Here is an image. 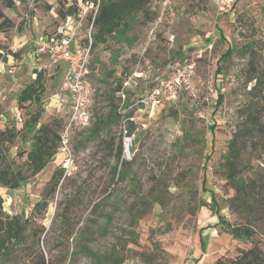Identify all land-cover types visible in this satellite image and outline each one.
Listing matches in <instances>:
<instances>
[{
    "label": "rangeland",
    "instance_id": "374dc122",
    "mask_svg": "<svg viewBox=\"0 0 264 264\" xmlns=\"http://www.w3.org/2000/svg\"><path fill=\"white\" fill-rule=\"evenodd\" d=\"M159 2L155 0L153 5L157 16ZM219 3L176 0L177 16L164 21L155 39L148 38L150 24L137 25V39L145 41L142 47L149 49L157 43L155 47L168 64L196 63L199 98L188 102L184 94L176 104L149 110L144 116L134 108L133 147L131 154L123 155L128 165L121 181L111 180L121 138L125 148L123 113L118 122L100 133L94 134L92 129L122 102L106 81V70L94 71L92 63V82L98 90L91 108L93 127L74 136L76 169L62 177L47 199V208L39 210L36 205L43 202V192L55 170L61 169L64 155H57L35 175L22 153L27 145L17 139L0 145V167L10 166L23 177L18 189L0 184L3 212L7 216L23 213L32 220L24 243L5 264H40L42 256L54 264H106L112 253L120 254L122 264H216L218 259L234 257L239 249L251 246L248 241L233 239L220 224L221 217L233 224L242 221L229 210L235 192L227 185L222 162L237 125L244 121L241 112L256 82L253 78L258 77L249 56L240 55L244 45L256 42V57L263 58L261 62L256 58L254 67L264 70V0H235L226 12L219 10ZM58 10L57 0H0V67H4L0 69V95L16 83L20 67H25L22 60L31 53L34 42L55 29ZM172 34L176 39L169 50ZM24 40L30 45L20 49ZM229 45L232 55L222 59ZM101 48L97 45L96 54ZM142 65L140 71L162 77L168 70ZM12 68H16L14 76L8 74ZM56 72L53 67V75H46L41 124L67 119L69 106L60 89L62 76ZM113 79L122 81L120 76ZM219 80L223 82L219 84ZM209 84L217 93H210L211 104H206L203 100ZM148 88L140 85L137 91L144 93ZM10 93L9 101L0 103V129L14 122L21 130L28 112L37 107L19 111L14 92ZM217 94L224 96L219 106ZM62 128H58L59 134ZM249 145L238 169L241 175L253 177L252 167L258 164L254 159L260 155L264 160V148L253 152Z\"/></svg>",
    "mask_w": 264,
    "mask_h": 264
},
{
    "label": "trees",
    "instance_id": "16d2710c",
    "mask_svg": "<svg viewBox=\"0 0 264 264\" xmlns=\"http://www.w3.org/2000/svg\"><path fill=\"white\" fill-rule=\"evenodd\" d=\"M154 2L155 0H103L96 20L94 47L96 44L105 43L109 36H114L117 33L125 35L135 24L139 23L141 26H146L155 21L157 12L152 9ZM58 14L63 17L65 12L60 9ZM255 45L256 42L248 43L240 51V55L249 56V64L252 71L258 72V77L253 78L256 82L249 93V100L241 112L244 121L237 125V129L228 143V153L224 156L222 162L227 185L235 192V195L229 201V210L238 214L242 221L238 224H233L225 218L221 217L220 219L223 229L233 239L248 241L251 246L247 249H239L234 257L218 259L216 264H264V240L260 237L263 236L264 238V170L261 171L264 160L260 155L255 157L254 161H257L258 164L257 167H252L253 177L241 175L238 169L239 161L242 159L243 153L247 151L249 144L253 152H257L259 147L264 148V70L259 68L257 70L254 67L255 61L258 59L261 62L263 56L256 57L253 50ZM232 50V46L229 47L222 59L229 58L232 55ZM57 66L61 67V64ZM218 72H220V68ZM44 82L43 72H40L37 74V78L22 89L19 94L17 100L19 109L27 108L31 105L37 107L35 111L28 112L30 116L25 121L23 128L19 130L18 126L13 122L10 127L0 129V145L12 144L16 139L24 146L27 145L28 149L25 147L22 153L27 155V164L35 175L40 173L55 159L60 144L58 128L64 126L66 122L63 119H56L50 124H41L43 96L46 90ZM116 92H119V90H116ZM223 101L224 96L222 94L218 95L216 105H221ZM188 102L194 101L188 96ZM132 103L134 104L128 99L124 104L123 110H120V107H114L108 118L97 124L92 129V132L98 134L105 127L112 126L119 121L122 113L124 118L133 116L134 109H129ZM39 125L41 126L39 127ZM132 130L133 123L128 127V135L131 136ZM107 146L111 150L113 149V146ZM123 155L124 147L121 138L116 154L117 165L112 169V183L121 181L125 176L128 163L124 160ZM119 165L122 166V169H119ZM63 175L62 169L55 170L43 192L44 200L36 205L37 209L48 207L47 199L55 193ZM117 177L118 180H116ZM204 181L205 175L203 183ZM22 183L21 172H15L10 166L0 167L1 185L18 189ZM3 202V198L0 196V264L10 262L15 256L17 250L24 243L26 230L32 221L31 218L23 213L7 216L3 212ZM105 262L106 264H122L124 260L121 259L120 254L112 253ZM40 264H54V262L42 256Z\"/></svg>",
    "mask_w": 264,
    "mask_h": 264
},
{
    "label": "built area",
    "instance_id": "2783aa9c",
    "mask_svg": "<svg viewBox=\"0 0 264 264\" xmlns=\"http://www.w3.org/2000/svg\"><path fill=\"white\" fill-rule=\"evenodd\" d=\"M234 1L220 0L219 10L226 12ZM102 2L103 0H57L59 10H63L65 15L59 18L55 29L49 35L34 42V53L37 58L47 57L53 65L60 63L66 65L61 94L63 101H66L69 107L65 111L67 119L60 133V145L57 152V155H64L60 163L64 178L76 169L73 152L74 136L93 127L94 118L91 108L98 90L92 82L91 60L95 44L96 20ZM176 9V0H160L158 16L148 32L149 39L156 38L158 29L165 20L174 19L177 16ZM175 39V35H170L169 50L173 48ZM147 48V46L143 47V53ZM212 48L213 45L209 46L210 50ZM168 68V74L155 80L140 100L132 103L129 109L137 107L138 113L144 116L149 113V110L166 104H176L184 94L191 97L193 101L198 100L199 92L195 83L196 63L171 61ZM8 73L14 76L16 68H12ZM133 76L138 77L136 73ZM130 79L132 77H128L119 91L122 102L120 110L124 109V104L129 99ZM208 91V96L204 98L203 103L211 104L210 93H217L213 84L208 85ZM1 99L4 100L5 97ZM124 119V155H129L133 147V139L128 135V127L131 123H137V117L134 114Z\"/></svg>",
    "mask_w": 264,
    "mask_h": 264
},
{
    "label": "crops",
    "instance_id": "0c3cea01",
    "mask_svg": "<svg viewBox=\"0 0 264 264\" xmlns=\"http://www.w3.org/2000/svg\"><path fill=\"white\" fill-rule=\"evenodd\" d=\"M154 10V8H152ZM142 20V19H139ZM154 22V21H153ZM150 23V26H152V23ZM139 24V23H138ZM135 24L131 30H129L125 35H119L118 33L114 36H109L106 39L105 43H99L96 44L94 47V52L92 56V68L94 71L98 72V69L102 68L103 70H106V81L109 82L114 89V95H117V97L120 98L119 92H116V90L120 91V88L122 85L127 82L128 77H132L130 79V85L128 88L129 93V99L132 102L135 101V98H141L149 89H146V91L143 93V89L139 93L137 90L139 89L140 85L151 86L155 80L158 78H161L162 76L156 75L155 72H142L140 71V67L143 68L142 64H145L148 69H155L158 67H165L168 68L167 61L165 60L164 56H160L162 54L160 50H158L155 46L157 43L153 45V47H150L149 49H146V51L143 53L142 50V42L143 39H137V35H139V31L137 28V25ZM140 25V24H139ZM147 31V30H146ZM219 34L222 35V32L219 31ZM48 35V34H47ZM47 35H42L38 39H42L46 37ZM139 41L140 44H137ZM159 43V42H158ZM26 45H30L28 40H24L22 44L19 45L20 49L24 48ZM97 45H102L101 52L96 54L97 51ZM162 46V45H161ZM231 45H229L230 47ZM228 47V49H229ZM34 45L32 47L31 53L28 54L22 62L25 63V67L23 66L22 71L18 75V78L15 80V84L12 86V89L9 90L4 95H0V103L9 101V95H11L10 91L14 92L13 95L16 97V103L19 97V94L22 89H24L27 85H29L34 79L37 78V74L40 72H43L45 80L46 77L49 75H53L51 73L52 68L57 69V72L61 73L62 81L60 83V89L62 86V82L64 79V76L66 74V65L64 63L63 66L58 67L57 65L51 64L49 58L43 57V58H37L34 53ZM227 49V50H228ZM143 53V54H142ZM45 60L48 61L47 64H45ZM44 61V64H43ZM62 64V63H60ZM127 67H130V69H127ZM98 68V69H97ZM0 69H4V67H0ZM37 69V70H36ZM130 70V71H128ZM2 71V70H0ZM9 72V71H8ZM56 72V74H57ZM129 72V73H127ZM169 72V68L167 72L163 75L166 76ZM50 73V74H49ZM58 73V74H59ZM114 73V74H113ZM136 73L138 77H134L133 74ZM149 73V74H148ZM9 74V73H8ZM48 74V75H47ZM47 75V76H46ZM114 75L117 77H121L122 81L118 83V81L114 80ZM125 76V77H123ZM128 76V77H127ZM46 82V81H45ZM45 88H46V83ZM222 80H219L218 83H222ZM114 83V84H113ZM119 86V87H118ZM115 87V88H114ZM5 97L4 100L1 98ZM18 106V105H17ZM19 109V108H18ZM15 108L11 107V111H14ZM21 111V109H19ZM4 113V112H2ZM57 157V154L55 158Z\"/></svg>",
    "mask_w": 264,
    "mask_h": 264
}]
</instances>
